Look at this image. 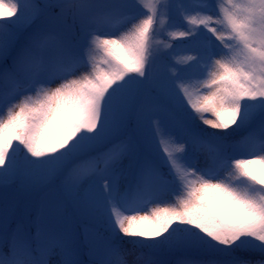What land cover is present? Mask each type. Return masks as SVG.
Wrapping results in <instances>:
<instances>
[{
	"label": "snow or ice",
	"instance_id": "snow-or-ice-1",
	"mask_svg": "<svg viewBox=\"0 0 264 264\" xmlns=\"http://www.w3.org/2000/svg\"><path fill=\"white\" fill-rule=\"evenodd\" d=\"M0 264H264V0H0Z\"/></svg>",
	"mask_w": 264,
	"mask_h": 264
},
{
	"label": "trees",
	"instance_id": "trees-1",
	"mask_svg": "<svg viewBox=\"0 0 264 264\" xmlns=\"http://www.w3.org/2000/svg\"><path fill=\"white\" fill-rule=\"evenodd\" d=\"M229 131H231V129H229ZM240 133H243V135L245 134L244 131H238V132L234 133V135L239 136ZM57 183H58V181H57ZM53 188H54V186L50 185L49 187L43 189L42 192L33 194V198L34 199H38L39 196L41 194H43V192H50ZM83 223H87V221H83L82 224ZM125 247H131V245L130 244H125ZM179 255H181V253H176V254L172 255L171 257H169V259L174 261L176 259V257L179 256Z\"/></svg>",
	"mask_w": 264,
	"mask_h": 264
},
{
	"label": "rangeland",
	"instance_id": "rangeland-1",
	"mask_svg": "<svg viewBox=\"0 0 264 264\" xmlns=\"http://www.w3.org/2000/svg\"><path fill=\"white\" fill-rule=\"evenodd\" d=\"M241 136H243V135H241ZM241 136H238V137L240 138Z\"/></svg>",
	"mask_w": 264,
	"mask_h": 264
}]
</instances>
